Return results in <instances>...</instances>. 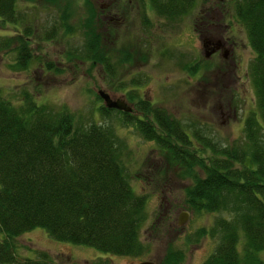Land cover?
<instances>
[{"label": "rangeland", "instance_id": "rangeland-1", "mask_svg": "<svg viewBox=\"0 0 264 264\" xmlns=\"http://www.w3.org/2000/svg\"><path fill=\"white\" fill-rule=\"evenodd\" d=\"M234 1L196 0L189 13L172 21L158 16L145 0H18L20 24L27 23L33 30L25 38L31 58L24 68H18L15 43L0 50V95L15 101L27 91L54 111L68 110L76 125L98 121L106 126L119 147L130 186L144 194V217L137 229L141 247L135 254H110L90 245L55 240L44 228L35 226L12 237L15 259L34 258L42 250L53 264H133L146 258L157 263L164 258L162 264H171L167 259L180 256L178 264H202L219 241L214 218H227L229 213L189 206L184 192L193 182L192 174L179 168L167 149L142 135L134 121L124 122L120 111L101 107L96 90L127 98L129 105L134 95L149 100L175 115L187 133L197 130L217 147L239 143L243 118L256 111L257 104L250 73L255 54L244 26L234 19ZM201 13L214 22L233 19L229 33L239 45L237 72L246 76L241 77V84L235 86L226 78L220 56H203L194 32V27H203L196 22ZM60 16L66 29L47 35L46 31L62 22ZM15 22L0 23V33L15 37L21 27ZM81 24L83 31L76 29ZM96 38L98 47L113 49L115 54L108 58L111 65L80 59L83 42ZM198 62L204 67L197 70L196 64L187 69ZM199 154L206 157L211 151ZM192 170L202 174L198 166ZM181 214L184 219L178 224ZM205 228L210 232H203ZM2 238L0 233V241ZM243 242L240 233L239 251ZM256 255L264 260V248Z\"/></svg>", "mask_w": 264, "mask_h": 264}, {"label": "trees", "instance_id": "trees-1", "mask_svg": "<svg viewBox=\"0 0 264 264\" xmlns=\"http://www.w3.org/2000/svg\"><path fill=\"white\" fill-rule=\"evenodd\" d=\"M146 1L158 16L172 21L189 13L196 3ZM17 2L0 0V23L20 24ZM233 11L255 54L250 73L257 110L243 118L239 143L217 147L197 130L189 134L175 115L136 95L134 104L143 118L123 116L124 122L134 121L142 135L167 149L170 159L192 174L193 182L184 192L189 206L229 213L227 218H214L219 241L202 264H264L256 255L264 248V0H235ZM60 18L59 26H52L47 35L66 29ZM20 25L15 37L0 33V50L15 43V65L24 68L31 58L25 38L33 30L27 23ZM76 29L84 30L82 24ZM98 45V38L84 41L80 59L110 64L113 49L105 51ZM72 118L68 110L54 111L27 91L15 101L0 95V262L53 264L42 250L34 258L15 259L12 237L35 226L55 240L90 245L102 252H139L137 229L144 217V194L130 186L108 128L98 121L76 125ZM204 150L211 154L202 157L199 153ZM194 166L202 174L193 173ZM240 233L244 242L239 251ZM179 259L167 261L178 264Z\"/></svg>", "mask_w": 264, "mask_h": 264}, {"label": "flooded vegetation", "instance_id": "flooded-vegetation-1", "mask_svg": "<svg viewBox=\"0 0 264 264\" xmlns=\"http://www.w3.org/2000/svg\"><path fill=\"white\" fill-rule=\"evenodd\" d=\"M128 2L130 0H127ZM146 1V0H145ZM214 3L216 0H213ZM204 14V13H203ZM202 13L198 16V19L196 20L197 23L201 24L203 27L202 29L197 30L194 27V32L196 33L197 39L200 41L201 47H202V53L205 59H208V57L211 56H220L221 61L219 62V65H222L223 73L227 74V79H231L234 82V85H238L239 83H242V76H245L244 74L241 75L239 72H237V67L240 66V60H239V45L237 44L238 41H236L233 36H230V31L232 30V27H234L233 19L229 17V21L224 22H214L212 18H209L206 15H203ZM235 19V18H234ZM236 21V19H235ZM196 22L193 24L195 25ZM233 22V23H232ZM193 25V26H194ZM204 28H207L204 30ZM208 28L214 29L213 31L208 30ZM236 52V57L234 56V53ZM224 62V63H223ZM204 67V63H197V70H199L200 67ZM202 70V69H201ZM224 74V75H225ZM247 75V73H245ZM223 76V75H222ZM246 77V76H245ZM225 78V79H226ZM244 86V83L242 84ZM122 98V97H121ZM124 99V98H123ZM127 99V98H126ZM126 99H124L126 101ZM128 100V99H127ZM131 103L130 111H123L120 109H116L122 113V116H136L139 118H143L142 113L140 110L136 108V105L134 104L136 100H129ZM149 102V100H147ZM115 109V108H114ZM185 212H183L184 215ZM182 214L178 217V220L183 219ZM177 220V221H178ZM112 254V253H110ZM107 258V257H106ZM110 260L109 258H107ZM151 261H153L155 264H162V258H160V263L150 259L146 258ZM106 260V259H105ZM143 260V259H141ZM112 261V260H110ZM106 262V261H105ZM134 264V263H133Z\"/></svg>", "mask_w": 264, "mask_h": 264}, {"label": "water", "instance_id": "water-1", "mask_svg": "<svg viewBox=\"0 0 264 264\" xmlns=\"http://www.w3.org/2000/svg\"><path fill=\"white\" fill-rule=\"evenodd\" d=\"M96 93L102 99V104L106 108H115L123 111H130L131 109L130 105L127 104L123 98L119 96L112 97L107 91H105L102 88L97 89ZM183 219L178 220L177 223L178 224L182 223ZM134 264H155V263L149 259H143L135 262Z\"/></svg>", "mask_w": 264, "mask_h": 264}]
</instances>
